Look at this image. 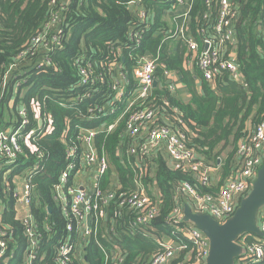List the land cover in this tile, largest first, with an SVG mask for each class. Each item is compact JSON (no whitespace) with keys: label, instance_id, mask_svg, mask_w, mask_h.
<instances>
[{"label":"trees","instance_id":"obj_1","mask_svg":"<svg viewBox=\"0 0 264 264\" xmlns=\"http://www.w3.org/2000/svg\"><path fill=\"white\" fill-rule=\"evenodd\" d=\"M127 1L57 0L51 4V0H0V131L16 129L21 122V111L27 119L19 140L22 152L15 159L9 177L26 179V173L34 165L38 167L28 177L34 192L29 210L39 241L33 264H58L55 249L67 238L75 240V231L66 232L67 225L74 227V222L64 216L55 200L54 186L70 163L75 166L74 175L79 168L78 156L82 149L77 137L84 129L96 131L95 147L99 154L103 150L115 169L118 194L136 190L135 181L140 179L148 195L156 200L158 213L149 226L131 232L127 228V215L115 216V207L111 204L109 215L113 219L100 222L96 234L86 238L78 260L72 264H103L104 254L97 243H106L109 248L111 241L121 247L123 264H148L151 256L161 250L158 243L167 239L176 249L186 247L167 264L185 263L187 253L193 250L169 225L167 217L174 207L183 208L186 204L184 194L179 192L183 183L191 184L199 193L210 189L201 187L189 173L169 168L161 154L152 161L140 156L136 168L135 158L126 154L130 140L125 134V118L112 132L100 129L101 123L112 124L123 106V102L117 101L111 105L115 68L130 80L125 89L127 97L132 91L131 72L138 59L158 56L157 84L146 105L154 106L160 116H168L172 127L184 132L188 147L194 148L206 164L220 167L222 178L229 174L238 143L264 122V0H232L238 11L232 24L234 41L232 46L225 47L235 54L241 81L231 80L227 72L219 74L213 82L202 80L197 74L201 78L200 93L196 76L182 65L184 50L165 35L169 27L165 17L169 6L145 0L144 7L151 18L144 25L128 9ZM57 10L58 22L50 26L44 40L33 49V39L42 33ZM206 11L204 0H194L192 15L199 13V18L197 23L191 21L190 29L195 36L196 25L207 28V22L202 20ZM208 18L213 22L214 9ZM134 29L142 31L137 45L129 39ZM41 43H46L48 49ZM172 46L176 47L174 52ZM27 49L29 52L19 57ZM11 65L14 67L6 77ZM86 66L91 71L92 83L83 85L79 68ZM164 71L179 77L187 90V101L169 92ZM100 106L117 108V112L97 118L90 110ZM173 117L179 118L184 127ZM72 148L74 157L67 160L66 153ZM2 165L0 160L4 171L6 168ZM109 178L110 172L100 178V189L107 187ZM10 189L11 192H4L0 185V221L13 232L8 248L13 256L7 264H22L27 239L15 219L12 185ZM259 264H264V259Z\"/></svg>","mask_w":264,"mask_h":264},{"label":"built area","instance_id":"obj_2","mask_svg":"<svg viewBox=\"0 0 264 264\" xmlns=\"http://www.w3.org/2000/svg\"><path fill=\"white\" fill-rule=\"evenodd\" d=\"M56 1L51 0V4ZM144 1L128 0L126 6L133 12L138 23L148 25L151 14L146 11ZM148 1L169 6L165 17L170 23L168 29L165 30V35L168 39L179 42L185 49L184 64L186 67L197 68L202 80L207 82H213L223 72H227L231 80L241 81L242 76L234 62L235 54L232 49L228 52L225 47L226 44L232 46L234 41L232 24L238 11L232 0H204L207 11L202 15V20L207 22V28L196 25V36L191 33L190 29L191 21L194 20L197 23L199 18V13L192 15L194 0ZM212 9L215 10L213 22L208 18ZM58 14L59 10L53 12L50 23L42 33H38L33 39V49L44 40L50 26L58 22ZM141 36L142 31L134 29L131 30L129 39L137 45L140 43ZM262 37L264 38V33H262ZM41 44L45 45L46 43ZM45 47L48 49V46L45 45ZM28 52V49L22 51L19 57H23ZM17 59L20 58L17 57ZM157 59L158 56H144L138 59L131 72L132 91L127 97L125 89L130 80L118 68H115V65L113 66L116 76L112 84L114 96L111 105L113 107V103L117 101L118 103L123 102V106L116 120L108 126L101 123L100 129L108 133L112 132L117 124L125 118V134L130 140L126 154L135 158V167L138 168L140 156L152 161L157 154L163 155L169 168L189 173L201 187L210 189L209 192L199 193L191 184L183 183L179 192L184 194L185 205H188L193 213L208 215L217 223L223 224L234 215L241 200L248 195L257 172L262 166L264 122L255 126L247 138L238 143L229 174L222 178L220 167L206 164L203 157L194 148L188 147L184 132L174 129L168 116H160L154 106L146 105L153 89V83L156 81ZM13 67L14 65H11L8 68L6 77ZM79 73L83 85L92 83L91 71L87 66L80 67ZM171 74V72L164 71L165 79L170 81L169 86L167 85L168 90L170 93H174L180 82L175 81L174 77L170 76ZM164 104L166 105V103ZM90 112L96 113L99 118L116 113L117 108L107 109L105 106H100ZM19 115L21 122L16 129L0 131V160L3 161L2 167L6 168L3 171L0 167V185L4 192H11V185L14 189L15 219L20 222L27 239V244L22 251V264H33V260L37 259L39 241L37 240V227L29 210L31 196L34 192L28 177L38 167L34 165L26 173L28 174L26 179L17 176L9 177L15 159L22 152L19 140L22 137L24 126L27 124L25 112L21 111ZM173 119L184 127L179 118L173 117ZM39 121H41L39 126H42V120ZM95 137L94 129H84L80 132L77 137V142L80 143L82 149L78 156L79 168L74 175L72 171L75 166L70 163L60 174L58 183L54 186L55 200L60 204L64 216L74 222V227L72 224L67 225L66 232L70 234L75 231L76 234L75 240L67 238L55 249V260L58 264H72L78 260V252L80 253L84 248L86 238L92 233L96 234L101 221L108 222V218L113 219L109 215L111 204L115 207L113 210L115 216L127 215V228L131 232L149 226L158 213L156 200L148 195L140 179L135 181L138 186L136 190L118 194L120 187L115 180V169L103 150L100 154L97 152L94 144ZM74 153L75 149H69L66 153L67 160L73 158ZM108 172H110L108 185L105 189H100L99 180ZM89 178L96 182L93 190H89L82 182L83 179ZM177 195L178 189L176 197ZM88 215H90L89 225L86 220ZM167 220L175 232L182 235L193 246V250L189 254L187 253L185 263L178 262V264H205L209 252L208 239L199 230L183 222V208L180 205L174 207ZM179 224H183L185 227L181 228ZM257 226L262 234L261 238L246 233L238 238L237 244L242 248V255L235 264H244L246 261L251 264H259L263 261L264 207L258 212ZM12 233L11 228L4 226L0 221V264H7L13 256L12 252L8 253L11 241L9 238ZM249 237L253 239L251 242L247 240ZM97 244L100 252L104 254L103 264H123L124 256L121 254V247L115 241H111L109 248L106 243L105 245ZM158 245L161 250L151 256L148 264H167L179 253V250L182 251L186 248L183 246L176 249L170 239L161 241Z\"/></svg>","mask_w":264,"mask_h":264},{"label":"water","instance_id":"obj_3","mask_svg":"<svg viewBox=\"0 0 264 264\" xmlns=\"http://www.w3.org/2000/svg\"><path fill=\"white\" fill-rule=\"evenodd\" d=\"M155 86L156 81L153 88ZM262 207H264V159L250 192L241 200L234 215L223 224L217 223L208 215L195 214L188 205H184L183 222L199 230L208 239L209 252L205 264H234L242 255V248L237 244L242 234L261 238L257 216ZM86 220L89 225L90 215Z\"/></svg>","mask_w":264,"mask_h":264},{"label":"crops","instance_id":"obj_4","mask_svg":"<svg viewBox=\"0 0 264 264\" xmlns=\"http://www.w3.org/2000/svg\"><path fill=\"white\" fill-rule=\"evenodd\" d=\"M173 41V40H172ZM173 43L174 44H176V45H179L183 50H184V57H183V62H182V65H183V67L187 70V71H189L191 74H192V76L193 77H195L196 78V80H195V83H196V86H197V91H198V93H200V77H197V74H198V76H199V72L197 73L196 72V68H188V67H186L185 66V64H184V60H185V49L182 47V45L179 43V42H177V41H173ZM179 43V44H178ZM175 46V45H174ZM174 46H172V48H171V50H172V52H174V50H175V48L176 47H174ZM172 73V72H171ZM174 76H173V75ZM170 76L171 77H174V80L175 81H179V77H177L174 73H172ZM170 77V79H172ZM169 79H166L165 80V84L166 85H168L169 84ZM156 84H157V82H156ZM169 86V85H168ZM167 86V87H168ZM177 89L175 88V90L176 91H174V93H172V94H174V95H177L182 101H187L188 99H189V96H188V93H187V90H186V88H185V86L184 85H182L181 83H178L177 84ZM218 163V162H217ZM82 182L83 183H85V186H87V188L89 189V190H93V188H95V186H96V182L93 180V179H83L82 180ZM237 260V259H236ZM234 264H235V262H234Z\"/></svg>","mask_w":264,"mask_h":264},{"label":"rangeland","instance_id":"obj_5","mask_svg":"<svg viewBox=\"0 0 264 264\" xmlns=\"http://www.w3.org/2000/svg\"><path fill=\"white\" fill-rule=\"evenodd\" d=\"M167 20V19H166ZM168 21V24L170 23V21L169 20H167Z\"/></svg>","mask_w":264,"mask_h":264}]
</instances>
